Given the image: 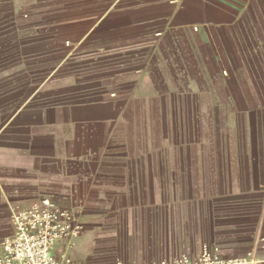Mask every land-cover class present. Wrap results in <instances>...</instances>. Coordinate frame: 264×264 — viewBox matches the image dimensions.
Wrapping results in <instances>:
<instances>
[{
    "label": "crops",
    "instance_id": "1",
    "mask_svg": "<svg viewBox=\"0 0 264 264\" xmlns=\"http://www.w3.org/2000/svg\"><path fill=\"white\" fill-rule=\"evenodd\" d=\"M91 4L94 19L98 14L99 18L88 32L85 55L100 71L88 74L89 83H80V88H115L118 100L127 101L125 89L134 91L162 79L166 66L186 82L196 72L209 75L216 87L224 91L226 87L227 93L219 96L224 103L245 109L264 105V0H93ZM107 58L111 60L99 62ZM224 71L231 73L228 80L220 77ZM101 98L111 103L108 95ZM258 110L264 115V106ZM98 112L94 116L112 114ZM26 126L15 123L8 148L0 146V251L3 240L14 233L18 212L41 200L60 201L73 191L79 203H71V212L83 230L77 239L60 241L55 248V255H64L70 264H153L182 255L198 257L206 247L222 256H245L249 262L264 264V225L259 235L224 238V233L233 231L228 225L245 219L239 213L227 214L231 222L216 215L198 221L188 207L183 217L177 216L161 205L159 192L143 191L145 177L159 181L157 161L138 154L115 157L109 148L127 145L110 142L105 149L110 155L104 159L92 156L89 149L82 158L66 157L57 149L49 157L42 146L45 141L30 142ZM22 131L27 135L20 136Z\"/></svg>",
    "mask_w": 264,
    "mask_h": 264
},
{
    "label": "rangeland",
    "instance_id": "2",
    "mask_svg": "<svg viewBox=\"0 0 264 264\" xmlns=\"http://www.w3.org/2000/svg\"><path fill=\"white\" fill-rule=\"evenodd\" d=\"M92 2L0 0V146L8 148L11 128L21 122L27 124L30 142L45 141L49 157L55 149L74 159L91 150L104 159L110 155L107 142L126 144L125 149L109 148L112 155L157 161L159 181L145 177L142 190L159 192L161 205L172 213L183 217L188 207L198 221L216 215L229 222L227 214L239 213L245 219L228 225L233 231L224 238L259 235L264 225V115L258 109L264 105L245 109L224 103L219 96L226 87H216L209 75L196 72L186 82L166 66L162 79L125 89L127 101L118 100L115 88H80L89 83L88 74L100 71L85 55L88 32L99 18L94 19ZM104 60L111 58L99 62ZM220 77L228 80L231 73ZM93 92L101 93L96 95L101 102ZM98 111L112 114L100 118L94 116ZM68 192L60 201L49 200L71 211V203L79 202ZM244 257L234 259L254 264Z\"/></svg>",
    "mask_w": 264,
    "mask_h": 264
},
{
    "label": "built area",
    "instance_id": "3",
    "mask_svg": "<svg viewBox=\"0 0 264 264\" xmlns=\"http://www.w3.org/2000/svg\"><path fill=\"white\" fill-rule=\"evenodd\" d=\"M14 233L3 240L0 264H70L63 256L55 255L58 242L77 239L82 226L70 210L51 200H42L18 212L13 218ZM205 248L198 257L182 255L172 261L153 264H243ZM122 264V263H120Z\"/></svg>",
    "mask_w": 264,
    "mask_h": 264
}]
</instances>
